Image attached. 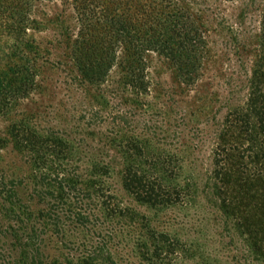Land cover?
<instances>
[{
  "label": "rangeland",
  "instance_id": "1",
  "mask_svg": "<svg viewBox=\"0 0 264 264\" xmlns=\"http://www.w3.org/2000/svg\"><path fill=\"white\" fill-rule=\"evenodd\" d=\"M98 4L140 18L146 30L160 29L158 21L173 29L171 15H181L195 39L186 38L173 58L127 53L121 44L113 56ZM22 5L28 29L0 34V264H32L31 256L42 264H94V255L106 264H264L246 232L220 211L213 186L217 171L263 175L252 69L264 62V0H140L141 14L126 11L124 0ZM24 40L35 64L29 80L10 74L16 62L4 60ZM93 48L110 70L90 84L71 53L81 59ZM185 52L196 55L197 67L180 64L176 56ZM4 75L15 79L17 97L1 92ZM243 120L253 127L246 135ZM29 128L61 138L41 140L46 161L39 165L23 140ZM163 198L175 201L150 200Z\"/></svg>",
  "mask_w": 264,
  "mask_h": 264
},
{
  "label": "trees",
  "instance_id": "2",
  "mask_svg": "<svg viewBox=\"0 0 264 264\" xmlns=\"http://www.w3.org/2000/svg\"><path fill=\"white\" fill-rule=\"evenodd\" d=\"M18 2V1H17ZM24 0H20L19 4L9 5L6 0H0V34H4L12 37L13 33L25 32L28 28L26 25L30 19L27 17V21L23 18L26 16V8H23L22 3ZM126 3L125 8L132 7L134 12L141 14L140 12V0H124ZM130 6V7H129ZM98 12L100 14L101 21L107 22V28L110 30V34L106 36L104 39L108 40L106 42L107 48L111 49V54L115 53L116 44H121L123 46L124 52L132 53L134 51H143L148 50H157L164 53L165 56L173 58L175 56H169L172 53L176 55L178 46H181L182 42H184L187 38L189 42H192L195 39V29L193 31L186 30L183 27V17L178 15H171V20L174 24L173 29L167 28L164 26V23L158 21V27L160 29L154 27L145 29L143 26V20L135 21L133 19L125 16V13H121L118 11V8L114 9L105 4L97 5ZM143 15V13H142ZM134 17V16H133ZM159 20L165 19L164 13H158ZM26 24V25H25ZM81 24V22H79ZM85 24L82 23V26ZM86 28H89L90 25H85ZM80 39L83 41L87 40V34L80 32L78 35ZM262 37V42L264 43V29L260 34ZM86 38V39H85ZM99 38V39H98ZM97 38V43L104 46V41ZM168 42V43H167ZM172 43L175 47L170 45ZM184 46V45H182ZM12 48L14 51L10 53V57L8 55L4 56L9 59V62L12 64L15 63V68L10 69V74L12 75H23L26 80L32 78L35 72V64L34 58L32 55H28V50L30 48V41L24 40L23 44H12ZM264 50V49H263ZM189 51V50H188ZM106 52V51H105ZM104 53V52H102ZM77 52L71 53L72 61L80 72V74L85 77V80L90 84L104 82V77L106 76L107 71L104 72V69L108 62L106 59L99 53L97 48H93L92 55L82 57H87L88 59H78ZM180 62V64L187 63L192 64V67H197L196 63L198 62V58L195 54L189 56V54L182 53L181 57L176 56ZM14 58V60H13ZM182 58V59H181ZM108 60V59H107ZM33 62V63H31ZM264 62H260L259 60L255 62L254 67L252 69V84L256 86V90L254 91L255 101L258 102L257 107L258 110L256 113L259 115V122L264 124V68L262 66ZM139 68L133 67L134 75H137ZM181 74V73H180ZM12 75H4L5 84L3 85L4 91L3 95L12 96L14 94L17 97L18 89L15 83V79H13ZM196 74L191 77L192 82L195 79ZM3 82V79H1ZM259 84L262 86V90L259 87ZM21 90V89H20ZM23 93V90L21 91ZM20 123V122H19ZM19 123H12L13 126H17ZM249 122L243 120V125L241 127L242 131L240 135H246L250 130H253V127H248ZM27 133H24L23 140L26 141L28 150L31 152L34 162L39 165L40 162H45V157L43 156L45 153L40 150L41 149V140L48 141L52 140V144L61 142V138L54 136L53 134H45L43 136L36 135L34 129H27ZM52 137V138H51ZM48 148H51L48 146ZM258 160H255V165L258 163ZM243 163H237L236 166H241ZM232 165L233 167H236ZM238 170V169H237ZM242 170V169H241ZM218 180L217 183H213V186L217 187V196L220 202V211L222 214H226L231 218H234V225H237V228L244 230L248 235V241L253 249V252L258 256L264 259V166H263V175H260V171H248V173L244 176H239L237 172L228 173L227 171H217ZM262 191V192H261ZM7 192V191H5ZM49 192V191H48ZM49 195L52 196V193L49 192ZM246 197L247 204H244L242 201ZM153 203L157 202L162 205L172 204L175 200L171 198H163V199H150ZM150 200L148 202H150ZM157 200V201H156ZM253 208L252 213H246L247 208ZM49 217L50 215L43 211L39 210L38 214ZM36 257L31 256L32 264H42V261L38 257L35 262ZM91 260L94 261V264H106V260L104 257H99L98 255L91 256ZM113 264V263H112Z\"/></svg>",
  "mask_w": 264,
  "mask_h": 264
}]
</instances>
